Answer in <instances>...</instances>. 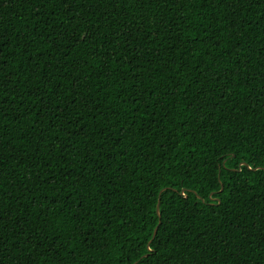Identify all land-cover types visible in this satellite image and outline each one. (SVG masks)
Instances as JSON below:
<instances>
[{"label": "trees", "instance_id": "obj_1", "mask_svg": "<svg viewBox=\"0 0 264 264\" xmlns=\"http://www.w3.org/2000/svg\"><path fill=\"white\" fill-rule=\"evenodd\" d=\"M134 263L264 264V0H0V264Z\"/></svg>", "mask_w": 264, "mask_h": 264}, {"label": "water", "instance_id": "obj_2", "mask_svg": "<svg viewBox=\"0 0 264 264\" xmlns=\"http://www.w3.org/2000/svg\"><path fill=\"white\" fill-rule=\"evenodd\" d=\"M243 164H247V163H246V162H243ZM258 168H259V167H255V168H253V169H258ZM165 189H166V188H163V189L160 191V193H159V200H158V204H157V213H158V215H159L160 218H161V211H160L161 194H162V192H163ZM184 192H185V189H183L181 193H184ZM159 224H160V223H159ZM158 226H159V225H157L156 228H155V230H154L153 238L155 237V235H156V233H157ZM149 249L151 250L150 246H149ZM145 255H148V254H145ZM135 263H136V262H135ZM135 263H134V264H135Z\"/></svg>", "mask_w": 264, "mask_h": 264}]
</instances>
